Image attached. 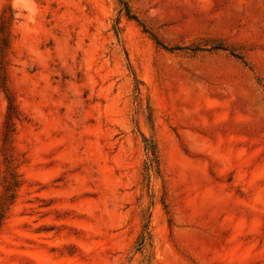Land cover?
<instances>
[{
    "label": "rangeland",
    "instance_id": "1",
    "mask_svg": "<svg viewBox=\"0 0 264 264\" xmlns=\"http://www.w3.org/2000/svg\"><path fill=\"white\" fill-rule=\"evenodd\" d=\"M3 15L0 264H264V0Z\"/></svg>",
    "mask_w": 264,
    "mask_h": 264
},
{
    "label": "trees",
    "instance_id": "2",
    "mask_svg": "<svg viewBox=\"0 0 264 264\" xmlns=\"http://www.w3.org/2000/svg\"><path fill=\"white\" fill-rule=\"evenodd\" d=\"M123 4H124V8H125L124 9L125 14L129 18H135L133 15H131L128 3L123 1ZM0 36H1V64H2V71H3L2 85L5 88L6 99L8 102L7 112H6V116H5V122H4L3 137H4V141L6 143H9V142H11V137H12V134L14 132L15 121L18 119V110H17V106H16L15 101H14L13 94L6 87L5 53H6V50L8 48V44H9V32H8V19L6 18L5 15H3L1 18ZM16 186L17 185L15 183L9 184V186H7V189L11 190V189L15 188ZM13 198H14V195L12 194V195L7 197V201L9 202V201L13 200ZM4 204H6V203H4ZM4 216H5V211H4V209H1L0 210V228L2 226Z\"/></svg>",
    "mask_w": 264,
    "mask_h": 264
}]
</instances>
